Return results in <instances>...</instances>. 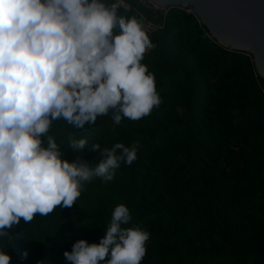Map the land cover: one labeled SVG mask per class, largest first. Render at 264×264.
<instances>
[{"label": "trees", "instance_id": "16d2710c", "mask_svg": "<svg viewBox=\"0 0 264 264\" xmlns=\"http://www.w3.org/2000/svg\"><path fill=\"white\" fill-rule=\"evenodd\" d=\"M124 1L131 9L121 14H144L154 47L142 63L163 102L120 125L111 112L82 129L53 123L49 134L69 162L79 155L94 166L101 157L92 144L139 141L137 159L121 163L111 182L86 183L71 208L14 225L11 264H69L63 253L81 239L98 244L120 204L132 216L122 227L150 233L141 264H264V80L252 56L218 44L188 9ZM70 136L88 146L74 152Z\"/></svg>", "mask_w": 264, "mask_h": 264}, {"label": "clouds", "instance_id": "9594fccd", "mask_svg": "<svg viewBox=\"0 0 264 264\" xmlns=\"http://www.w3.org/2000/svg\"><path fill=\"white\" fill-rule=\"evenodd\" d=\"M121 6L122 0H0V264H11L6 249L14 225L71 208L86 183L111 182L121 163L137 159L139 141L94 143L98 163L79 155L69 162L49 134L56 121L82 129L110 112L115 125L140 120L163 102L155 74L142 63L154 47L144 14H121ZM68 140L76 153L88 146L87 139ZM131 220L128 207L117 205L99 243L78 240L65 260L141 264L150 233L122 227Z\"/></svg>", "mask_w": 264, "mask_h": 264}, {"label": "water", "instance_id": "95a60500", "mask_svg": "<svg viewBox=\"0 0 264 264\" xmlns=\"http://www.w3.org/2000/svg\"><path fill=\"white\" fill-rule=\"evenodd\" d=\"M160 10L188 9L218 44L249 53L264 80V0H148Z\"/></svg>", "mask_w": 264, "mask_h": 264}, {"label": "built area", "instance_id": "2783aa9c", "mask_svg": "<svg viewBox=\"0 0 264 264\" xmlns=\"http://www.w3.org/2000/svg\"><path fill=\"white\" fill-rule=\"evenodd\" d=\"M138 4H140L141 6L149 9L150 11H159L158 8L153 5L151 2H149L148 0H137ZM128 3L125 2L124 0H122V6L121 9L123 11H129L131 8L128 7Z\"/></svg>", "mask_w": 264, "mask_h": 264}, {"label": "bare ground", "instance_id": "6f19581e", "mask_svg": "<svg viewBox=\"0 0 264 264\" xmlns=\"http://www.w3.org/2000/svg\"><path fill=\"white\" fill-rule=\"evenodd\" d=\"M95 240V239H94ZM33 251V250H32Z\"/></svg>", "mask_w": 264, "mask_h": 264}]
</instances>
